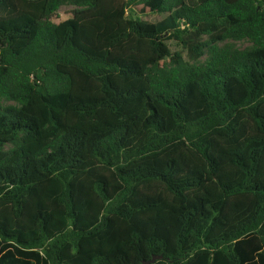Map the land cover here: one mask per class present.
<instances>
[{"label": "trees", "instance_id": "obj_1", "mask_svg": "<svg viewBox=\"0 0 264 264\" xmlns=\"http://www.w3.org/2000/svg\"><path fill=\"white\" fill-rule=\"evenodd\" d=\"M152 256L264 264V0H0V264Z\"/></svg>", "mask_w": 264, "mask_h": 264}, {"label": "rangeland", "instance_id": "obj_2", "mask_svg": "<svg viewBox=\"0 0 264 264\" xmlns=\"http://www.w3.org/2000/svg\"><path fill=\"white\" fill-rule=\"evenodd\" d=\"M72 8H74L73 6H71V5H66V6H62V7H60V9H59V11H58V13H59V19L60 20H62V19H64V18H66L67 17V12L70 10V9H72ZM162 14H160V15H156V14H150V15H147V16H145L144 18L145 19H147V20H150V21H158L159 19H161L162 18ZM168 44H169V48L171 49V50H179L180 49V47L179 46H177L174 42H172V41H169L168 42ZM246 43L244 42V43H242V44H240V46H244Z\"/></svg>", "mask_w": 264, "mask_h": 264}, {"label": "water", "instance_id": "obj_3", "mask_svg": "<svg viewBox=\"0 0 264 264\" xmlns=\"http://www.w3.org/2000/svg\"><path fill=\"white\" fill-rule=\"evenodd\" d=\"M157 257L152 256L149 260H143L141 264H150L152 263Z\"/></svg>", "mask_w": 264, "mask_h": 264}]
</instances>
